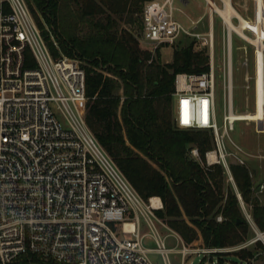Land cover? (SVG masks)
Wrapping results in <instances>:
<instances>
[{
    "label": "built area",
    "instance_id": "obj_1",
    "mask_svg": "<svg viewBox=\"0 0 264 264\" xmlns=\"http://www.w3.org/2000/svg\"><path fill=\"white\" fill-rule=\"evenodd\" d=\"M206 2L211 19L217 14L215 4L225 7V0ZM260 3L254 0L253 23L260 14L264 30V0ZM174 10L173 0H152L144 5L142 47L154 53L159 47L173 45L181 34L202 38L209 46L208 71L175 75L174 125L211 131L214 146L206 152L208 163L221 164L235 184L228 157L234 156L241 164L246 159L226 150L217 123L212 23L208 36L190 31L174 17ZM232 15V20L238 18L241 23L237 14ZM241 28L251 30L257 38L254 28ZM226 39L230 65L228 30ZM249 41L255 48V99L260 63L264 100V48ZM86 102L81 60L53 56L27 0H0V264H154L151 250L170 264L172 248L166 247L154 221L167 226L156 213L163 208L161 198L145 200L134 188L89 127ZM231 105L224 117L226 125L238 120L231 116ZM237 149L241 150L238 145ZM191 154L201 160L197 147ZM259 187L262 190L264 184ZM236 192L255 236L232 250L257 240L264 242V231L256 225L237 188ZM141 215L151 233H141ZM146 236H152L157 246H146ZM200 249L183 245L181 264L188 254H213L227 248ZM214 262L218 264V258ZM247 263L241 260L239 264Z\"/></svg>",
    "mask_w": 264,
    "mask_h": 264
},
{
    "label": "trees",
    "instance_id": "obj_2",
    "mask_svg": "<svg viewBox=\"0 0 264 264\" xmlns=\"http://www.w3.org/2000/svg\"><path fill=\"white\" fill-rule=\"evenodd\" d=\"M149 1L27 0L53 56L81 60L86 121L138 193L145 200L161 198L157 215L186 244L200 237L206 247L240 244L252 229L237 192L226 185L224 167L205 162V152L214 146L211 132L174 125L176 73L208 71L210 55L193 41L175 45L171 62L161 61L160 50L143 48L142 12ZM195 146L201 160L191 154ZM230 169L264 231V205L248 168L231 164ZM255 244L264 250L261 240ZM213 254L227 264L222 252ZM236 255L239 264L257 254L244 247Z\"/></svg>",
    "mask_w": 264,
    "mask_h": 264
},
{
    "label": "rangeland",
    "instance_id": "obj_3",
    "mask_svg": "<svg viewBox=\"0 0 264 264\" xmlns=\"http://www.w3.org/2000/svg\"><path fill=\"white\" fill-rule=\"evenodd\" d=\"M158 1L161 2L163 0ZM232 4L238 11V14L245 18L250 24H255L253 23L254 0H232ZM173 5L175 6V10L173 11L174 17L181 21L186 28L190 29V31L203 33L208 36V32L210 31V8L206 0H173ZM213 17V59L216 75V119L218 125L220 126V132L224 134L226 150L233 153H239V155L246 159V163L241 164L234 156H229L228 160L230 161V165L240 164L246 166L253 180L255 172L248 160L264 156V124L262 127H259L256 120L249 118L247 120H236L233 124L226 125L224 117L229 112V103L232 104V110L237 113L250 111H252L251 113H253V111L255 112V108L257 106V100L255 99L254 92L255 82L253 79L255 69V48L249 41L254 37V33L249 29H245V33L249 37V40H247L238 35L236 32L231 31V64L229 65L226 39V32L228 29H225L223 23L224 20L222 21V17L218 15V13H214ZM199 19L200 21H198ZM233 22L235 25L241 26L239 25L241 23L238 18H233ZM225 26L227 28L226 23ZM253 31L256 32L255 30ZM190 41L195 43L196 49H204L209 53V55L211 54L209 46L202 43V38H197L187 34H181L178 36L173 45H164L163 47L157 48L156 51L160 50L161 61L164 62L165 59L171 57L172 48L175 47V45L182 46ZM140 43L142 46L144 45L142 41H140ZM211 134L213 136L212 132ZM237 145L241 148V150L237 149ZM206 152L205 162L207 164L209 159L206 157ZM214 163L215 162H211L208 164L212 165ZM228 184L231 185L236 192V184L231 182L226 176V185ZM253 190L256 194L255 189ZM154 221L160 235L165 238L166 247L172 248V250L168 252L170 264H181L180 248L183 247L181 240L178 239L177 235L174 233L175 231H173L166 223L165 224L168 227L157 222L155 219ZM140 230L141 233L152 232V229L148 226L142 215L140 216ZM254 236V232L249 230L248 239L246 241ZM143 242L146 246H157V243L152 236H146L143 239ZM261 242L264 244L263 241ZM185 245L188 248H202L199 251H202L203 248L206 247L204 244H199L194 241L190 244L185 243ZM234 246L224 247L227 249L221 251L223 254L222 257L226 260L227 264H237L236 261L239 260L236 255L237 250H232ZM247 248L253 249L257 254L252 259H248L247 264H264V250L262 248H257L255 243L249 245ZM149 256L154 264H165L164 256L159 252L154 250L150 251ZM218 257L219 256L217 254L212 253H192L186 256L184 264H215V262L212 263V260L217 259ZM201 259L202 261L200 262Z\"/></svg>",
    "mask_w": 264,
    "mask_h": 264
},
{
    "label": "bare ground",
    "instance_id": "obj_4",
    "mask_svg": "<svg viewBox=\"0 0 264 264\" xmlns=\"http://www.w3.org/2000/svg\"><path fill=\"white\" fill-rule=\"evenodd\" d=\"M261 0H258L259 6L261 5L260 3ZM261 10V8H259ZM215 10L216 12L222 17V19L224 20V22L227 25V29H228V34H231V31H234L236 33H238L240 36L244 37V38H249L245 32L243 31V29L241 28V26H250L251 28H254L257 34V38H252L250 39L251 41H253L254 43H257L259 48L262 47L264 48V30L261 28V16L260 14H258L257 17V23L256 24H250L245 18H243L240 14H238V11L234 8L233 4L231 3V0H225V7L221 8L219 6H217L215 4ZM233 13L237 14L240 17L241 20V26H237L235 25V23L232 20L233 17ZM230 51H231V47ZM260 51V50H259ZM262 66L259 63L258 67H257V74H258V81H257V87H258V96L256 97V112L250 115H237L233 113V110L231 112V116L234 118H244V117H254L257 118L259 120H263L264 119V100H263V94H262ZM210 156L212 158H214V153H211ZM129 225H127L128 227Z\"/></svg>",
    "mask_w": 264,
    "mask_h": 264
},
{
    "label": "crops",
    "instance_id": "obj_5",
    "mask_svg": "<svg viewBox=\"0 0 264 264\" xmlns=\"http://www.w3.org/2000/svg\"><path fill=\"white\" fill-rule=\"evenodd\" d=\"M213 18L211 19V17H210V29H211V23H212V27H213V30H214V20H213ZM198 21H200V19ZM172 59H173V48H172L171 57L168 58V59H165L164 62H171ZM251 112L252 111H250V112H238L237 113V112L233 111V113L237 114V115H245V114L250 115V114H253V113L256 112V108H255V112L254 111H253V113H251ZM249 118H253L254 120H256L259 127H262L263 124H264V119L263 120H259V119L254 118V117H246V118L245 117L244 118L241 117V118H237V119L238 120H244V119L247 120ZM248 161H249L251 167L254 169V172H255L254 177H253L254 178L253 179V187L255 189L256 195L258 196L261 204L264 205V188L262 190H260V187H259L260 184H264V156L263 157H257V158H255L253 160H248ZM247 206H246V209L251 212L250 206L249 205H247ZM181 242H182L183 245H185L182 237H181ZM194 242L199 243V244H201V243L204 244L201 237L199 239L195 240ZM148 247L149 248H154V247H150V246H148ZM151 251H153V250H151Z\"/></svg>",
    "mask_w": 264,
    "mask_h": 264
}]
</instances>
